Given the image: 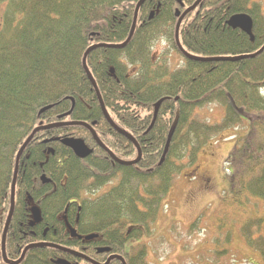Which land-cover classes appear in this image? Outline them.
<instances>
[{
  "label": "trees",
  "instance_id": "obj_1",
  "mask_svg": "<svg viewBox=\"0 0 264 264\" xmlns=\"http://www.w3.org/2000/svg\"><path fill=\"white\" fill-rule=\"evenodd\" d=\"M137 1L0 0V264H5L1 235L15 156L40 122L84 121L117 157L136 156L134 144L104 118L82 67L83 54L93 44L98 46L88 53L86 62L104 105L116 124L134 136L142 157L135 165H113L82 125L37 132L19 161L7 257L17 259L32 242H52L99 262L113 253L121 254L127 264H146L145 237L152 233L175 176L197 165L199 151L211 135L241 125L246 130L226 158L230 170L215 221L221 220L220 227L228 233L234 229L264 260V50L235 61L183 57L182 65L172 68L169 52L165 49L154 57L153 48L164 40L182 55L175 42V10L184 8L176 0H145L131 39L116 47L129 35ZM195 1L181 0L185 7ZM236 13L252 18L253 40L226 23ZM178 35L182 47L196 56L250 55L264 45V13L251 0H201L184 17ZM162 97L168 99L148 129L153 105ZM210 104L221 106L223 117L206 124L197 111ZM47 105L51 108L39 113ZM177 111V126L159 164ZM58 136L82 138L93 151L77 158L54 139ZM49 147L53 154L47 152ZM41 174L51 182L42 184ZM205 178L202 190L211 185V177ZM113 180L110 188L96 192ZM33 202L42 220L31 227L29 205ZM78 205L81 209L76 212ZM77 215L78 233H98L97 238L70 235L67 222L74 225ZM131 237L145 241L125 252ZM99 247L109 251L99 252ZM59 257L70 264H91L48 246L28 250L20 264H55ZM109 264L122 263L113 259Z\"/></svg>",
  "mask_w": 264,
  "mask_h": 264
},
{
  "label": "rangeland",
  "instance_id": "obj_2",
  "mask_svg": "<svg viewBox=\"0 0 264 264\" xmlns=\"http://www.w3.org/2000/svg\"><path fill=\"white\" fill-rule=\"evenodd\" d=\"M258 1L264 12V0ZM163 48L167 49V44L158 42L153 56H159L165 50ZM168 52L169 63L173 68L182 59L172 49ZM220 109L223 113L221 106ZM220 109L217 110L210 104L198 110H202L201 120L206 124H213L221 121L223 117ZM245 130L244 126L239 125L220 134L211 135L213 138L210 140L217 143L209 141L200 150L195 176L185 175L192 169L187 166L182 169V174L176 177L164 199L162 216L154 223L155 231L149 238L145 237V243L148 245L147 264H264L261 256L247 246L241 237H237L238 233L234 229L228 233L226 227H220L221 220L215 221L220 203L219 196L227 185L230 170L225 161L234 141ZM230 134H233V137H228ZM212 143L217 146L211 147ZM205 176L211 177V185L207 184L206 190H202L205 187L202 184L206 183ZM152 229L151 226V231ZM139 241L130 238L126 242L125 251H129L131 246Z\"/></svg>",
  "mask_w": 264,
  "mask_h": 264
},
{
  "label": "water",
  "instance_id": "obj_3",
  "mask_svg": "<svg viewBox=\"0 0 264 264\" xmlns=\"http://www.w3.org/2000/svg\"><path fill=\"white\" fill-rule=\"evenodd\" d=\"M145 0H139L138 3L136 4V8H135V13H134V18H133V22H132V27H131V30H130V33H129V36L128 38L126 39V41L122 44H119V45H116V47H122L123 45H125L131 38L132 34H133V31H134V28H135V24H136V17H137V12H138V9L139 7L142 5V3L144 2ZM179 1V0H178ZM201 0H196L191 6H189L181 15H180V12L177 10L176 11V15L179 16L178 18V21H177V24H176V27H175V38H176V43L179 47V49L182 51V53L189 59H193V60H197V61H214V60H228V61H235V60H239V59H242V58H246V57H253L259 53H261L263 50H264V45L255 53L253 54H250V55H238V56H229V57H216V58H201V57H198V56H194L192 54H189L188 52H186L182 46L180 45L179 41H178V30H179V26H180V23L183 19V17L185 16L186 13H188L189 11H191L192 9H194L198 3L200 2ZM227 24L233 28H239L241 29L242 31H244L246 34L249 35L250 39L253 40V35H252V19L250 18L249 15L247 14H235V15H232L227 21ZM98 45H94V46H91L89 47L86 52L84 53L83 55V59H82V66H83V69L89 79V81L91 82L92 86L94 87L95 91H96V94H97V97H98V100H99V104H100V107H101V110H102V113L104 115V117L106 118V120L109 122V124L120 134L124 135L125 137H127L131 142H133L137 148V153H138V156L136 159H134L133 161H121V160H118L110 151L109 152V155L115 160L117 161L118 163L120 164H127V165H130V164H134V163H137L138 160L140 159V156H141V151H140V148L138 146V144L136 143L135 139L129 134L127 133L126 131L122 130L120 127H118L110 118V116L108 115L106 109H105V106L102 102V99L100 97V94H99V91L97 89V86H96V83L94 81V78L92 77L90 71L88 70L87 68V65H86V56L87 54L94 48H96ZM159 105H160V101L157 102L155 104V109H154V115H153V121L155 120L156 118V115H157V111H158V108H159ZM49 109V107H45V108H42L40 110V113ZM177 118L178 116H176L174 122L172 123V126L170 127V130L168 132V135H167V140H166V145H165V149H164V153L161 157V162L162 160L164 159V155L167 151V148H168V145H169V142L171 140V137H172V134L174 132V129L176 127V124H177ZM68 125H82L86 128H88L90 130V132L92 133L93 135V138L96 140V142L104 148V146L100 143L99 139L97 138L95 132L92 130V128L90 127V125L84 123V122H70V123H53V124H48V125H45V126H39L37 128H35L32 133L27 137V139L24 141V143L21 145V147L19 148L17 154H16V158H15V167H14V172H13V177H12V182H11V192H10V209H9V212H8V215H7V218H6V221H5V226H4V230H3V234H2V242H1V250H2V257L5 261V263L7 264H18L25 252L28 250V249H31V248H34V247H44V246H50V247H54V248H57V249H60L62 251H65V252H69L75 256H78L80 258H83L84 260H87L93 264H108L110 260L116 258V259H119L122 264H125V261L124 259L119 256V255H111L109 256V258L104 262V263H97L95 261H93L92 259L84 256L83 254L81 253H78L76 251H72L70 249H67V248H62L60 246H55L54 244H50V243H33V244H30L28 246H26L20 256V258L16 261H10L7 259L6 257V253H5V238H6V233H7V230H8V227H9V223L11 221V217H12V214H13V210H14V194H15V184H16V177H17V171H18V163H19V160H20V157L24 151V149L26 148V146L28 145V143L30 142V140L32 139L33 135L38 132L39 130H43V129H50V128H54V127H60V126H68ZM62 143L71 148L73 150V152L76 154V156L78 157H86L88 154H90L91 150L87 148V146L85 145V143L83 142V140L81 139H75V138H65L62 140ZM105 149V148H104ZM106 150V149H105ZM44 178V177H41V179ZM45 181V180H44ZM31 212H32V215H33V221L31 222V225H34L35 223L39 222L40 221V212H39V209L37 207H32L31 208ZM72 235L73 234H76L75 230L71 229L70 230ZM94 236L96 235H88L86 236L85 238L86 239H90V238H93ZM100 251H108L107 248H104V249H100ZM56 263L58 264H67L66 261L64 260H57L55 261Z\"/></svg>",
  "mask_w": 264,
  "mask_h": 264
}]
</instances>
